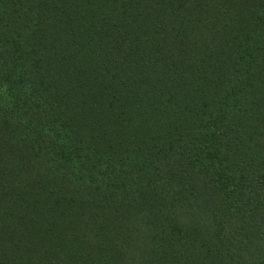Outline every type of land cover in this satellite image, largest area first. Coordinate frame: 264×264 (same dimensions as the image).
<instances>
[{
	"label": "trees",
	"instance_id": "trees-1",
	"mask_svg": "<svg viewBox=\"0 0 264 264\" xmlns=\"http://www.w3.org/2000/svg\"><path fill=\"white\" fill-rule=\"evenodd\" d=\"M0 264H264V0H0Z\"/></svg>",
	"mask_w": 264,
	"mask_h": 264
}]
</instances>
